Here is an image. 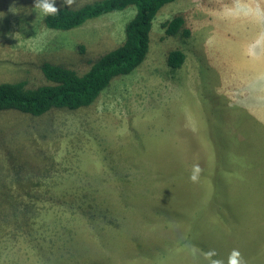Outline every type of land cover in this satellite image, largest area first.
<instances>
[{
    "label": "rangeland",
    "instance_id": "obj_1",
    "mask_svg": "<svg viewBox=\"0 0 264 264\" xmlns=\"http://www.w3.org/2000/svg\"><path fill=\"white\" fill-rule=\"evenodd\" d=\"M34 4L0 0V83L40 86L44 63L87 72L135 15L59 31ZM178 13L190 36H166ZM171 49L186 57L177 70ZM0 224V264H227L233 250L264 264V0H176L146 61L91 107L0 112Z\"/></svg>",
    "mask_w": 264,
    "mask_h": 264
},
{
    "label": "trees",
    "instance_id": "obj_2",
    "mask_svg": "<svg viewBox=\"0 0 264 264\" xmlns=\"http://www.w3.org/2000/svg\"><path fill=\"white\" fill-rule=\"evenodd\" d=\"M174 1L102 0L76 10L60 8L57 14L46 16L44 23L48 29L68 31L106 14L135 8L134 17L125 26L124 41L96 60L87 72L79 74L63 65L44 63L41 71L46 82L40 86L29 88L24 81L0 83V112L15 111L40 117L53 110L77 111L91 107L117 77L131 74L146 61L153 22L163 7ZM163 27L166 36H190L182 13L164 22ZM185 59L179 49H171L166 58L172 70L181 68ZM13 205L11 213L16 217L26 213ZM27 208L31 211L29 206ZM13 225L19 229L24 222L16 218ZM7 227L8 224H0L1 230Z\"/></svg>",
    "mask_w": 264,
    "mask_h": 264
},
{
    "label": "clouds",
    "instance_id": "obj_3",
    "mask_svg": "<svg viewBox=\"0 0 264 264\" xmlns=\"http://www.w3.org/2000/svg\"><path fill=\"white\" fill-rule=\"evenodd\" d=\"M72 3V0H63V4L69 6ZM34 7L39 10L41 16H49L57 14L56 0H35ZM261 44V40L257 39L255 43L249 45L246 49V53L248 56L258 59L261 55L259 51L256 49ZM200 168L198 164L192 165V174L189 176L190 180L195 181L197 179V174L199 173ZM206 255H214V253H208ZM239 257V253L236 250H233L229 257L227 264H238L237 258ZM212 264H223L221 260H213Z\"/></svg>",
    "mask_w": 264,
    "mask_h": 264
},
{
    "label": "bare ground",
    "instance_id": "obj_4",
    "mask_svg": "<svg viewBox=\"0 0 264 264\" xmlns=\"http://www.w3.org/2000/svg\"><path fill=\"white\" fill-rule=\"evenodd\" d=\"M131 158V157H130ZM135 160V159H134ZM130 161V160H129ZM124 169H126V168H124ZM223 198V197H222ZM245 206H246V204H245ZM251 206V205H250ZM251 214V213H250ZM135 215V214H134ZM135 224V223H134ZM144 226V225H143Z\"/></svg>",
    "mask_w": 264,
    "mask_h": 264
}]
</instances>
